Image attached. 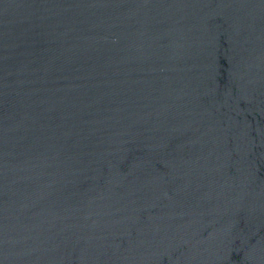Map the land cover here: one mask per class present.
Here are the masks:
<instances>
[{
    "label": "water",
    "instance_id": "95a60500",
    "mask_svg": "<svg viewBox=\"0 0 264 264\" xmlns=\"http://www.w3.org/2000/svg\"><path fill=\"white\" fill-rule=\"evenodd\" d=\"M0 264H264V0H0Z\"/></svg>",
    "mask_w": 264,
    "mask_h": 264
}]
</instances>
